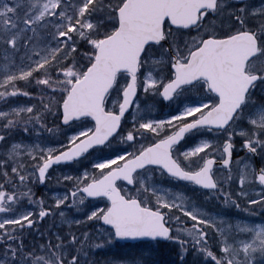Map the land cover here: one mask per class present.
Listing matches in <instances>:
<instances>
[{"label": "snow or ice", "instance_id": "obj_1", "mask_svg": "<svg viewBox=\"0 0 264 264\" xmlns=\"http://www.w3.org/2000/svg\"><path fill=\"white\" fill-rule=\"evenodd\" d=\"M0 52V264H101L97 251L144 238L172 243L175 264H264V223L230 214L240 199L264 211V163L231 167L237 135L264 161V0H0ZM33 90L39 105L10 103ZM53 167L75 174L45 205L32 186ZM57 213L68 231L26 245Z\"/></svg>", "mask_w": 264, "mask_h": 264}, {"label": "rangeland", "instance_id": "obj_2", "mask_svg": "<svg viewBox=\"0 0 264 264\" xmlns=\"http://www.w3.org/2000/svg\"><path fill=\"white\" fill-rule=\"evenodd\" d=\"M255 3L257 5H259L260 0H255ZM10 55H12V54H10ZM21 55H22V53H21ZM2 58H3V52H0V61H2ZM15 59L17 60V62H19L20 56L17 55L15 57ZM21 89L24 90L25 88L21 87ZM140 100L143 102V105H144V107L147 110H151L152 112L159 111V115L156 118H166L169 109L168 108H162V107H164L163 105L156 104L151 99V96L145 97V95H144L142 90L140 91ZM16 101L17 102H14L13 104L12 103L11 104L13 106H20V105L28 106V105H39L40 104V103L37 104V103H35L33 101H30V100L24 101V99H16ZM129 119H131L130 115H129ZM49 126H51V125H49ZM239 131H240V129L238 128L237 129V133H239ZM45 135H47V133H45ZM237 136L239 137V135H237ZM16 138L17 139L24 138L26 140V142H32L34 140V137H23L22 133H17ZM240 139H242V138H240ZM240 148L242 149V147H240ZM249 158H250V155L247 154V155H244V156L240 157L238 160H236L235 163H233V165H232V171L236 172V170H237V161H240V160H242L244 163H251V164H253L255 166L254 159L253 158L249 159ZM258 162H259L260 166H261L262 163H264V161H261V159H259ZM241 166H243V164ZM65 172H68L70 174H75V173H71V170L67 169V168L53 167V169L50 171V177H49L48 181L45 184L41 185L39 183H36L34 186H32V188H36V187L40 188V192L42 193L40 195V197L44 200L45 205H53L56 196H58V195L59 196H63L66 191L71 189V184L63 183L62 173H65ZM227 175H228L227 171H223V172L218 171V176L226 177ZM58 177L60 178L59 182L57 180ZM237 180H238V177H237ZM165 183H167V182L165 181ZM234 189H237V191L239 190L238 183L234 182L232 184V191ZM249 191H250L251 195H254V194L256 195V192H258L259 189H256V190L255 189H250ZM35 192H38V190L35 191ZM35 192L33 191L34 196L36 194L38 195V193L35 194ZM41 198H38V199L36 198V199L39 200ZM242 200H245V199H242ZM103 202H104V200H100V201L95 200V201H93V203L95 204L96 207H103L104 206ZM199 202L201 204H204V198L201 197ZM25 203H27V202L25 201ZM69 203H71V200H69ZM245 203L248 204L247 200H245ZM204 207L209 212H220V211H222V209L218 206V202L215 201V200H209L206 204H204ZM28 210H32V209L30 208ZM35 210L38 212L39 208L37 207ZM62 210L65 211L66 214L70 218L74 215V210H71L69 208H64ZM248 213H249L248 211L246 212L243 209H241V211L237 212L233 208V209H231V213L230 214L233 217H239L242 221H247V222L257 223V224L258 223H264V220H260V219H258L256 221L253 220L254 217L259 216V214H255V213L248 214ZM0 215H3V214H0ZM76 218L83 219L84 217L83 216H77ZM36 221H37L36 224H35V228L36 229L39 228L40 224L45 223L48 226V228L51 229L52 232L60 231L61 233H63V232L68 231V225L67 224L61 225V221H60V217H59L58 213L56 214V216H48V217L44 218L42 221L37 216L36 217ZM95 227L99 228L100 225L96 224ZM74 228H76V227L73 225L72 230ZM145 250H147V251H149L151 253L149 258H150L151 261L154 262V264H175V262H176L175 256H172L171 259H168L167 257H165L160 252L162 250L160 245H158L156 243H150V242H148V243L147 242H141V243H138V244H135V245H120L116 250H110V251L108 250L106 252V257L105 258L111 259L114 256H128V255H132V254H135V253H138V252H142V251H145ZM102 258H104V256H102ZM104 259L102 261H104ZM170 260H171V262H170Z\"/></svg>", "mask_w": 264, "mask_h": 264}, {"label": "trees", "instance_id": "obj_3", "mask_svg": "<svg viewBox=\"0 0 264 264\" xmlns=\"http://www.w3.org/2000/svg\"><path fill=\"white\" fill-rule=\"evenodd\" d=\"M20 87H23V85L21 84ZM24 90H27V89H24ZM34 97V98H33ZM16 99H27V100H31V101H35L37 103H40V98H39V94L36 92V91H32L31 93V96L30 97H25V96H19V97H16V98H10V103H13L14 101H16ZM38 192H35L37 191ZM32 191L36 193H38V195L36 194L35 195V198H41L40 195H41V192H40V188L39 187H36V188H32ZM42 199V198H41ZM96 225V224H95ZM94 225V226H95ZM187 226H191L190 223L187 225ZM39 231H37V229L35 227H33L30 232H26L25 233V244L26 245H29L31 246L32 244H40V243H43L44 241L41 239V236H40V233L41 232H45L47 233L49 230L51 231V229L48 228V226L45 224V223H42L40 224L39 226ZM89 230V227H83V228H74L72 231L76 232L77 234H79L81 231H88ZM96 242V241H94ZM210 243H212V241H210ZM162 245V246H161ZM161 248L162 250L160 251L165 257L167 258H171L172 256H175V259L177 260V256H176V250H175V246L170 243V242H166L165 244H161ZM120 246V244L116 243V242H113V244L103 250V251H97L95 254H94V258L99 260L101 262V264H103V259L106 257V252L109 250H116L118 247ZM214 251H216V249H213ZM102 256H104V258H102ZM197 259V257L195 256L194 253H190L188 256H187V261H188V264H193V262Z\"/></svg>", "mask_w": 264, "mask_h": 264}, {"label": "flooded vegetation", "instance_id": "obj_4", "mask_svg": "<svg viewBox=\"0 0 264 264\" xmlns=\"http://www.w3.org/2000/svg\"><path fill=\"white\" fill-rule=\"evenodd\" d=\"M162 108H167V107H162ZM234 141H235V138H234ZM236 148V147H235ZM237 150V149H236ZM234 151V150H233ZM235 153H236V155L235 156H238L239 157V155L241 154V152L242 151H234ZM256 189H258V187L257 188H255V190ZM252 198H254V199H258V198H260V197H258L257 195H252ZM260 209V207L259 206H253V205H250V211L252 212V213H255V214H259V216H256V217H254V219L253 220H258V219H260V220H264V211H262V210H259Z\"/></svg>", "mask_w": 264, "mask_h": 264}, {"label": "water", "instance_id": "obj_5", "mask_svg": "<svg viewBox=\"0 0 264 264\" xmlns=\"http://www.w3.org/2000/svg\"><path fill=\"white\" fill-rule=\"evenodd\" d=\"M126 183V182H124ZM91 199V198H90ZM97 199V198H96ZM143 240H150L148 238H144V239H138V240H119L117 242H122V243H136L138 241H143ZM153 241V240H152ZM160 241H164V240H160Z\"/></svg>", "mask_w": 264, "mask_h": 264}]
</instances>
